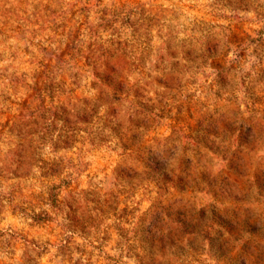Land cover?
<instances>
[{
  "label": "rangeland",
  "instance_id": "1",
  "mask_svg": "<svg viewBox=\"0 0 264 264\" xmlns=\"http://www.w3.org/2000/svg\"><path fill=\"white\" fill-rule=\"evenodd\" d=\"M0 264H264V0H0Z\"/></svg>",
  "mask_w": 264,
  "mask_h": 264
}]
</instances>
